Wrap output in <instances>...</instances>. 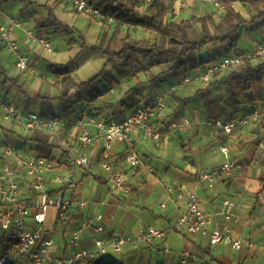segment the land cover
Masks as SVG:
<instances>
[{
	"label": "crops",
	"instance_id": "crops-1",
	"mask_svg": "<svg viewBox=\"0 0 264 264\" xmlns=\"http://www.w3.org/2000/svg\"><path fill=\"white\" fill-rule=\"evenodd\" d=\"M91 1L98 4L102 0ZM178 4V0H175L176 8H178ZM189 6L191 7L190 12H178L180 16L177 17L185 21L191 16L199 17L196 18V21H199L198 26L203 28V37L207 32L215 35V32L209 29L210 24L208 23L212 20L211 16L216 18L217 14L211 15L208 12L211 10L213 12L221 11L214 9L202 0H191ZM232 7L248 21L255 13L248 3L234 2ZM47 8L53 11L60 22L76 28L88 46L103 43L104 47L119 50L122 46L117 49L111 48L113 41L119 39L122 44L123 38L130 37V35L123 28L116 30V25L98 21L92 16L77 12L74 5L65 0H33V3L26 7L23 6L21 0H0V26L10 25L12 38L21 44L20 49L13 53L3 42H0V92L22 110L37 111L42 116L54 117L79 110L84 101L81 100L72 107L63 109L61 101L57 100L59 91L52 84L55 76L47 71L48 63L66 64L71 61L72 76L77 81H86L101 71L107 57L98 51L82 50L78 33L68 35L57 25L50 23L45 27L40 26V23L48 16ZM143 9L146 8L143 6L135 10L139 13ZM11 20L20 22V25L12 26ZM222 20L217 24V27L220 26ZM30 30L47 33L52 39L54 51L46 53L40 46L31 43L27 39ZM196 33L192 30L191 36L193 35L192 38L200 42L203 38H197ZM71 37L77 39L76 44H69ZM262 41H264V21L255 30L251 28L250 24H244L240 31L238 46L234 50L227 51L221 43H210L198 53V56L202 60L211 59L213 61L222 57H216V55L224 50L223 46L225 47L224 55L231 52L248 53ZM20 55L30 58L29 66L25 70H21L17 66ZM261 62H264V57L254 60L253 65ZM163 66L165 65L151 68L153 77L146 79L139 75L138 79H135L137 76L123 78L119 84L114 82L110 86L112 89L108 91V94L97 95L100 109L104 113L114 117H124L135 108L139 101L152 102L157 94L169 91L173 84L184 77L191 78V82L169 94L166 99V107L157 114L156 121L164 126V135L160 141L147 140L138 134L132 145L115 143L112 149V154L129 178L132 192L128 198L134 199L135 202L123 204L117 201L116 196L114 197L110 193L113 189L109 181V174H104L99 164L89 166L79 177L80 186L77 191L81 199L88 201L87 206L81 208L78 203H75L66 216L59 221L54 209L48 213L46 225L48 231L52 233L55 243L53 254L56 256L72 254L76 250V247L70 244L72 231L86 217L94 213H101L104 218L105 236L124 231L138 232L141 227L147 225L168 229V235L163 242L143 244L138 250L126 247L123 253L100 257L92 264H156L160 258H166L171 264H180L182 252L185 249H190L199 257L198 264L206 262H210V264H264V226L262 222L264 195L258 208L256 196L252 191L244 190L242 196L237 199L236 217L230 221L232 231L237 237L248 238L253 243L252 246L238 252L228 247H212L205 238L194 237L185 229L173 228L180 215L187 211V207L185 203L177 201L175 195H168L161 183L162 180H165L177 189L196 192L200 198L202 209L207 212L219 213L221 211V199L229 197L233 192V186L229 187L230 181L227 180L235 171L224 179L226 183L223 181L214 189H209L205 184L198 183L194 176L203 169L220 166L227 160L237 161L241 165L247 166L249 158L245 154L241 159H238V155L230 148V145L221 143L216 135L209 136L208 130L212 128L218 136L230 139L245 127L236 130L231 135H226L214 128L212 124L214 119H228L234 115L243 114L256 106L264 110V76L262 82L257 83V86L248 91L255 95V102L250 104L243 101L239 110L234 111L228 102L231 97L228 87L231 82L234 83V80L229 82L227 79L229 70L216 74L210 82H204L199 79L202 67L190 71L186 76H175L172 72H166L164 77H160ZM42 78H45L46 81H43ZM11 81H15L16 85ZM86 96L89 95L85 93L83 98L85 99ZM38 97H49L51 100L44 104ZM31 99L32 104L27 107ZM33 107L37 110H33ZM184 118L193 121L192 125H188L180 131L169 130L171 121H179ZM207 122L211 125L209 128L205 127ZM19 130L13 120L4 119L0 112V162L5 163L2 151L4 143L19 151L32 150L36 152L37 144L31 140L36 132L25 134ZM74 132V130H67L62 135V139L69 141ZM193 134L198 136L194 137ZM224 147L228 149L227 154L222 150ZM100 148L98 145L95 150L98 151ZM131 150L151 162L155 168L157 167L159 174L154 175L130 168L126 163V157ZM64 157L62 150L55 146L50 158L63 159ZM13 165L16 168L19 166L16 162H13ZM241 175L243 174L240 173ZM88 177L91 179L85 182ZM95 177L101 178L102 181L96 180ZM22 180H24L23 177ZM237 182L239 183V179ZM137 190L143 191L140 201L136 199ZM21 194L27 203L35 204L36 199L32 196L28 183H23ZM163 204H165L164 207ZM49 217L54 223L53 229L50 224L48 225ZM215 218V225L222 227L224 225L223 216L216 214ZM57 232L58 239L56 240L54 235ZM94 236L93 231H86L80 246L92 248ZM165 246H168V252L164 251ZM2 249L3 246L0 247V251ZM207 249L212 255L203 253V250L207 251ZM155 255L158 257L154 258Z\"/></svg>",
	"mask_w": 264,
	"mask_h": 264
},
{
	"label": "built area",
	"instance_id": "built-area-1",
	"mask_svg": "<svg viewBox=\"0 0 264 264\" xmlns=\"http://www.w3.org/2000/svg\"><path fill=\"white\" fill-rule=\"evenodd\" d=\"M74 5L77 12L92 16L98 21H106L111 25L119 24L121 28H140L133 23L122 22L106 14L91 0H65ZM146 4L153 0H144ZM170 2L171 0H166ZM216 10L224 8L222 0H202ZM184 7L190 0H178ZM10 24L20 25L11 20ZM48 53L54 51L51 37L44 32L30 30L28 38ZM0 42H3L10 52H17L21 44L11 36L10 25L0 26ZM264 57V41L255 45L248 53L231 52L202 66L199 79L210 82L212 78L230 68L238 67L244 60H256ZM29 56L20 55L17 66L21 70L28 68ZM191 82L190 77H184L167 92L157 94L152 102L141 100L135 108L124 117H114L100 109L98 97L86 96L83 106L67 115L45 117L31 110H22L17 104L5 98L0 92V112L4 119L13 120L21 132H40L48 137V142L58 146L65 156L63 159L47 158L37 155L32 150L19 151L7 143L2 145L5 163L0 162V243L7 244L0 251V264H92L100 257L109 254H121L130 247L138 250L143 244L163 242L168 235V229L153 225L143 226L138 232H120L105 236L103 215L94 213L86 217L71 234L70 244L76 250L69 255L56 256L53 254L54 239L47 229V218L50 209L56 211L57 220L63 219L70 208L78 203L81 208L87 206L88 201L81 199L77 193L79 177L94 164L109 174L113 191L121 195L131 192L129 178L119 164L112 149L115 143L132 145L136 135L140 134L147 140L160 141L164 135V126L156 121L157 114L166 107V99L171 92L182 88ZM264 117V110L255 107L251 114H237L231 118H216L214 128L223 134L231 135L236 130L252 125ZM190 125V120L171 121L169 130L180 131ZM67 130H74L69 141L62 139ZM100 145V150L95 147ZM264 149V130L261 139ZM227 154L228 149L222 148ZM16 162V168L12 163ZM130 168L158 175L155 166L131 150L126 157ZM237 161L227 160L220 166L203 169L198 172L200 183L209 189H214L235 170L241 168ZM52 173V171H54ZM22 177L24 180H22ZM29 184L32 196L36 199L30 205L22 197V185ZM168 195H175L177 201L185 203L187 211L180 215L173 228L185 229L194 237H202L212 247H228L234 251H242L253 245L248 238L234 235L230 221L236 217L235 203L231 199L222 200V210L210 213L202 209L201 201L196 192L177 189L174 185L162 180ZM163 207L165 204L162 205ZM216 214L223 216L224 225H215ZM262 222L264 226V211ZM91 230L95 233L92 248L81 247L83 234ZM169 251L168 246L164 248ZM199 257L190 249L182 252L180 264H198ZM156 264H171L166 258H160Z\"/></svg>",
	"mask_w": 264,
	"mask_h": 264
},
{
	"label": "trees",
	"instance_id": "trees-1",
	"mask_svg": "<svg viewBox=\"0 0 264 264\" xmlns=\"http://www.w3.org/2000/svg\"><path fill=\"white\" fill-rule=\"evenodd\" d=\"M224 8L226 7V13L220 24V27L225 30V34L206 33L200 42L194 40L191 36V30L194 27L193 20H180L178 22H166V17L169 12V4L166 0H153L151 3L146 4L144 0H102L98 3V6L106 14H109L116 19L125 22L137 24L147 30L159 33L162 36L161 43H150L147 39H135L133 37L126 36L122 40V47L119 50H112L109 47H104L103 43L98 45L88 46L84 37L76 28L67 26L60 22L53 11L48 9V16L40 23V26L45 27L48 23L57 25L59 29H62L66 34L71 35L78 33L81 39V49L98 51L103 56L107 57V61L104 67L90 77L86 81H77L72 76L70 69V63H48L47 71L55 76L53 86L58 89V99L62 103L63 109L72 107L77 102L83 100L84 94H88L92 97L104 94L101 90L103 85L111 86L115 79L110 74L109 68L115 69L119 73L128 71L131 74L134 73L135 68L144 67L151 70L154 66L169 65V71L175 76H186L190 71L199 69L209 60H202L198 53L204 49L207 44H223L227 51L234 50L239 43L240 31L244 24H250L253 30L257 29L259 25L264 21V0H222ZM24 7L33 3V0H21ZM234 2L248 3L255 11L252 14L251 19L248 21L244 16L236 11L232 4ZM148 5V14L141 15L136 12V8ZM119 24L116 25V30L120 29ZM77 39L71 37L69 44H76ZM261 58V57H260ZM254 60L246 59L243 64L242 70L248 75L244 76L240 74L237 67L230 68L227 79L229 82V91L231 97L228 102L234 109L238 111L243 101L253 104L255 102V95L248 93L257 83L262 82L264 76V62L257 65H253ZM233 69V70H231ZM227 71V70H226ZM254 74V76L250 74ZM16 85L15 81H11ZM44 104L50 102L49 97H38ZM253 107L252 109H254ZM245 114V113H243ZM36 142V153L39 156L47 158L52 157L54 145L48 142L47 135L36 132L31 137ZM96 180L102 181L101 178L95 177ZM1 246L4 250L7 248L5 240L2 239ZM204 264H210L206 262Z\"/></svg>",
	"mask_w": 264,
	"mask_h": 264
},
{
	"label": "rangeland",
	"instance_id": "rangeland-1",
	"mask_svg": "<svg viewBox=\"0 0 264 264\" xmlns=\"http://www.w3.org/2000/svg\"><path fill=\"white\" fill-rule=\"evenodd\" d=\"M190 2H191V0H190ZM190 2H188V5H186L184 7H181L178 4V8L175 7V0H173V1L171 0L170 2H168L170 9H169L168 15L166 17V22L170 23V22L180 21V18H178L177 16L183 12H190V10H191V7L189 6ZM144 8H146V9H143L139 12L141 15H147L148 14V5H144ZM220 11L221 12H213V10H211L208 12L211 15L217 14L216 18H213L211 16L212 20H210L208 24H210L209 29L212 32H215V34L224 35L225 30L223 28H221L220 26L217 27V24H219L220 21L223 19L224 15L226 13V7ZM178 12H180V13H178ZM196 18H199V17L191 16L188 20L192 19L194 21V27L192 30H194V33L197 32L196 33L197 38H201V37L203 38V34H204L203 28L201 26H198L199 21H196ZM123 29H125V28H123ZM125 30H127L126 33H128L131 37H133L135 39H147L152 44L162 42V36L159 33L147 30L146 28H143V27L130 28V29H125ZM121 46H122L121 42L119 41V39H117V40L113 41L111 48L117 49V48H120ZM223 49H224L223 51H225L224 46H223ZM223 51L219 52V54L216 55V57L223 56L224 55ZM46 53H48V52H46ZM169 67H170L169 65L163 66L161 73H160V77H164L166 72H170ZM242 68H243V66L237 67V69H239V71H240V74L244 75V76L248 75V73H245L242 70ZM231 70H233V69H231ZM109 72L114 77L115 82L118 84L121 80H123V78L128 79V78H131V77L134 78L135 76H137V78L135 77V79H138L139 75H141L143 78H146V79H148V77H153L151 70H148L144 67L143 68L142 67L135 68L133 74H131L128 71H123V73H119L115 69H112V68H109ZM250 75H253V73ZM42 80L46 81L45 78H42ZM255 86H257V84ZM259 87H260V85H259ZM111 89L112 88L107 86V85H103L101 87V90L104 94H108V91H111ZM33 100H35V99H33ZM57 100L59 101V99H57ZM112 103H114V102H112ZM31 104H32V99L28 102L27 107H30ZM33 110H37V109L33 107ZM252 110L253 109H250L244 113L245 114H251ZM263 119H264V117L258 119L252 125L245 127L240 132L231 136L230 139L223 138V136H218L212 128L208 130L209 136L212 137V135H214V136L216 135V138L219 139L221 143H226V144L230 145V148L232 150H234L236 155H238V159H241L245 154H247L248 158H249L247 166L242 165L241 168H239L241 170L240 171L235 170L234 173L232 172L233 173L232 176L227 180V181H230L229 187L233 186L232 187L233 192L230 194L229 197H224L221 199V202H220V204H221L220 208L221 209L220 210L223 209L222 208V200H224V199H231L235 203V206L237 207V199L242 196V193L244 190L252 191L255 194L257 208L259 205H261V200H262L263 195H264V149L261 148V139H262V134H263V130H264ZM182 120H179V121H182ZM192 122L193 121L190 120V125H192ZM210 126L211 125L209 122L205 123V127L209 128ZM184 128H186V127H184ZM187 131H190V130H187ZM193 135H194V137L198 136L195 134H193ZM189 137H193V136H189ZM156 169H157V167H156ZM101 171L106 175L108 174L104 170H101ZM239 172L243 175L240 176ZM237 174H238V176H237ZM197 175L194 177L196 178V181L198 183H200ZM237 178L239 179V183L237 182V180H238ZM90 179L91 178H89V177L86 178L85 182H87ZM224 183H226V182L224 181ZM110 184L112 186L111 182H110ZM131 192H129L127 195H124V196L123 195L118 196V194L114 193L113 191H111L110 193L112 195H114V197L116 196L115 198L117 199V201H119L123 204L124 203H126V204L132 203L133 204L135 202V200L134 199L130 200L128 198V196L130 195ZM142 194H143V191L142 192L138 191L136 199L137 200L141 199ZM49 212H51V209L49 210ZM49 224L51 226V229H53L54 223L52 222L50 217H49L48 225ZM57 235H58V232L55 233V235H54L56 240L58 239ZM0 247H1V243H0ZM203 251H204L203 252L204 254L212 255L208 249H207V251H205V250H203ZM157 257H158L157 255L154 256V258H157ZM204 257H206V256H204ZM26 264H28V263H26Z\"/></svg>",
	"mask_w": 264,
	"mask_h": 264
}]
</instances>
